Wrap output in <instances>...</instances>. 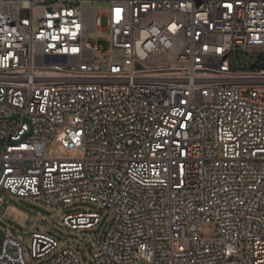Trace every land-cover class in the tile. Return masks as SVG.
Returning a JSON list of instances; mask_svg holds the SVG:
<instances>
[{
  "label": "built area",
  "instance_id": "1",
  "mask_svg": "<svg viewBox=\"0 0 264 264\" xmlns=\"http://www.w3.org/2000/svg\"><path fill=\"white\" fill-rule=\"evenodd\" d=\"M0 190L111 209L95 264H264V0H0ZM29 234L27 261L3 231L0 264L56 249Z\"/></svg>",
  "mask_w": 264,
  "mask_h": 264
},
{
  "label": "rangeland",
  "instance_id": "2",
  "mask_svg": "<svg viewBox=\"0 0 264 264\" xmlns=\"http://www.w3.org/2000/svg\"><path fill=\"white\" fill-rule=\"evenodd\" d=\"M84 6L96 7L97 10L106 12L109 8V3H85ZM101 27L103 29L106 27L104 16L101 17ZM86 39L87 43L96 45L97 49L100 50L101 53L96 54V58L105 56V52L109 49V33L107 31H88ZM121 55V50H112L113 57L116 58ZM57 149L61 154L65 153L60 146H57ZM0 197L2 200L0 204V229L21 242L27 261L31 260V234L21 236L18 233L38 231L54 239L57 242V247L43 258L34 260V264L51 263L57 254L66 247H70L77 253L80 264H95L92 255L101 248L104 234L113 218V211L111 209H103L97 203L89 201H73L69 204L49 208L31 198H18L4 190H0ZM88 211L99 213V223L95 227L91 229L69 230L63 225V217L66 214ZM32 220L37 223L36 226L30 224ZM201 235L204 238L216 237V222L209 221L204 223L201 227ZM88 243H91V251L88 250ZM140 264L146 263L141 262Z\"/></svg>",
  "mask_w": 264,
  "mask_h": 264
},
{
  "label": "water",
  "instance_id": "3",
  "mask_svg": "<svg viewBox=\"0 0 264 264\" xmlns=\"http://www.w3.org/2000/svg\"><path fill=\"white\" fill-rule=\"evenodd\" d=\"M18 234L21 236L29 235V233H18ZM2 237H3V230L0 229V241H1ZM87 245H88V250L91 251V243H88Z\"/></svg>",
  "mask_w": 264,
  "mask_h": 264
}]
</instances>
